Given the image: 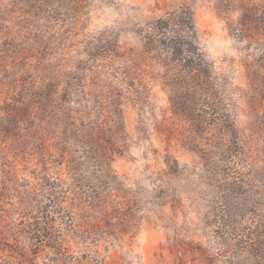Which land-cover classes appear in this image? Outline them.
Returning a JSON list of instances; mask_svg holds the SVG:
<instances>
[{"label":"rangeland","instance_id":"rangeland-1","mask_svg":"<svg viewBox=\"0 0 264 264\" xmlns=\"http://www.w3.org/2000/svg\"><path fill=\"white\" fill-rule=\"evenodd\" d=\"M0 264H264V0H0Z\"/></svg>","mask_w":264,"mask_h":264}]
</instances>
